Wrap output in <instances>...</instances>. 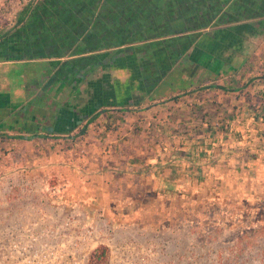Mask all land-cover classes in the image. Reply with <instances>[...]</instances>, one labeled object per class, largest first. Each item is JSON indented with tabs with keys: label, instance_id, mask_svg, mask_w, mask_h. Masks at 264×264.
<instances>
[{
	"label": "crops",
	"instance_id": "obj_1",
	"mask_svg": "<svg viewBox=\"0 0 264 264\" xmlns=\"http://www.w3.org/2000/svg\"><path fill=\"white\" fill-rule=\"evenodd\" d=\"M42 1L11 4L51 6ZM161 1L193 26L180 36L193 41L167 53L178 56L167 74L155 63L149 81L134 50H100L94 72L88 65L82 77L61 79L58 62L75 57H18L8 47L14 31L0 36V151L11 147L19 157L9 154L18 166L4 176H19L11 170L22 167L52 179L63 208L100 212L119 227H188L184 218L173 221L197 212L191 202L226 200L253 205L246 224L229 232H264L262 1ZM207 5L225 13L211 19ZM20 18L25 25L28 16ZM159 201L167 204L161 209Z\"/></svg>",
	"mask_w": 264,
	"mask_h": 264
},
{
	"label": "built area",
	"instance_id": "obj_2",
	"mask_svg": "<svg viewBox=\"0 0 264 264\" xmlns=\"http://www.w3.org/2000/svg\"><path fill=\"white\" fill-rule=\"evenodd\" d=\"M21 173L0 177V264H95L102 250L104 264H264V238L246 230L224 243L194 227H119L63 208L58 184Z\"/></svg>",
	"mask_w": 264,
	"mask_h": 264
},
{
	"label": "trees",
	"instance_id": "obj_3",
	"mask_svg": "<svg viewBox=\"0 0 264 264\" xmlns=\"http://www.w3.org/2000/svg\"><path fill=\"white\" fill-rule=\"evenodd\" d=\"M19 1L29 4V0ZM261 1L259 13L264 12V0ZM42 2L54 4L48 7L49 12L44 11L46 6L42 4L32 11L27 9L23 14L28 16V21L22 26L18 24L14 30V33L17 29L26 31L28 35L20 34L17 35L18 39H12L15 40L14 43L22 42L19 45L22 46L23 50L20 54L23 55L16 54L15 56H26L28 59L57 58L58 60L75 57L73 60L58 62V76L61 79L82 77V69L88 65L92 68L91 72H94L93 68H96L99 58L93 54L100 50L123 47L126 48L124 49L126 53L134 50L136 54H143L139 68L143 70H140V76L145 81H149L150 75L154 76L152 72L156 67L155 63H158V74H167L170 66L178 57L167 55V53L172 52L171 50L175 49L177 44L180 47V44L184 42L193 41V38L190 41L186 37L183 41L180 37L187 32V26H193L182 22L178 17L174 18L169 15L170 8L164 7L161 0H43ZM248 2L256 5L254 0H248ZM154 4L158 7H154ZM175 4H179L178 0ZM206 8H208L207 12H210L211 19H214L215 15L225 13L223 7L209 10L207 5ZM171 10L175 13L178 7ZM234 10L236 11L234 8L229 9V12L232 11L230 14ZM159 11H162L161 17L157 14ZM248 11L250 16L254 14L252 8ZM227 16L228 14L224 15V17ZM29 21L33 22L30 29L28 28ZM21 22L20 18L19 23ZM223 22H226L225 19H220L218 24ZM32 31L34 33L37 31L36 39H29ZM19 38H23V41H18ZM23 43L26 45L23 46ZM34 47L37 48L35 53L32 51ZM152 50L154 52H150ZM90 52L92 53L90 57L83 56ZM158 74H155V77ZM97 257L95 264L105 263L104 250Z\"/></svg>",
	"mask_w": 264,
	"mask_h": 264
},
{
	"label": "rangeland",
	"instance_id": "obj_4",
	"mask_svg": "<svg viewBox=\"0 0 264 264\" xmlns=\"http://www.w3.org/2000/svg\"><path fill=\"white\" fill-rule=\"evenodd\" d=\"M2 1L4 3H0V36L5 39V37L10 34V32L14 31L17 28L19 19L23 15V13H25L27 9H29V11H32L35 8H26L25 6L11 4V2L19 0H0V2ZM135 77H137V75H135ZM10 153H12L13 159L19 158L18 153L12 151L11 147H9L8 151H0V176L8 174V165H11L12 167L13 165L18 166V163L11 164V161L9 159ZM11 171L16 173L17 175L23 174L20 173L23 171L22 167ZM232 202L235 201L230 202L223 200L219 201V203H212L210 200H204L198 203L194 201L191 203L195 204L190 205L191 207H197V212H193L196 213L195 215L192 213V211H188V213L184 215L174 217L175 220L172 221L174 223H177L178 220L176 218H184L185 223H195L194 225L196 226L194 227L193 234L199 233L203 239H207L209 242H216L218 240L224 239V243H226L233 238H235L236 240V234H238V232H229L227 227H237V225L242 224L245 225L247 222L246 214L249 213V209L253 205H248L246 202H240L236 204H233ZM158 203L160 204L159 206L161 209L164 205L167 204L166 201H159ZM178 204L179 203L177 201L174 205L175 209L178 207ZM168 206L171 205L169 204ZM255 206L257 207V205ZM250 219H252V217ZM162 220V216L153 217L154 222H162ZM190 224L188 225V227H192L190 226ZM177 229L180 230L179 227ZM246 236V239L248 241H253L259 238H264V232L262 230H256L255 232H250Z\"/></svg>",
	"mask_w": 264,
	"mask_h": 264
},
{
	"label": "flooded vegetation",
	"instance_id": "obj_5",
	"mask_svg": "<svg viewBox=\"0 0 264 264\" xmlns=\"http://www.w3.org/2000/svg\"><path fill=\"white\" fill-rule=\"evenodd\" d=\"M52 5L54 4V3H51ZM50 4V5H51ZM40 6V5H39ZM51 7V6H50ZM45 12H49V8L48 7H45V10H44ZM32 24H29V29H30V26H31ZM18 30V29H17ZM15 31V33H13V35L12 36H17V35H20V34H26V31H22V30H18V31ZM37 32V31H36ZM35 32V33H36ZM35 33L32 31V33L30 34V36H29V39H32V38H34V39H36V37H35ZM23 39V38H22ZM22 39H20L19 38V40L18 41H23ZM9 42V41H8ZM20 43L19 42H17V43H14V42H12V44H10V46H8V47H11L12 49H13V54H20L21 53V49H19V47L21 48L22 46L21 45H19ZM26 45V43H23V46H25ZM6 48V47H5Z\"/></svg>",
	"mask_w": 264,
	"mask_h": 264
}]
</instances>
